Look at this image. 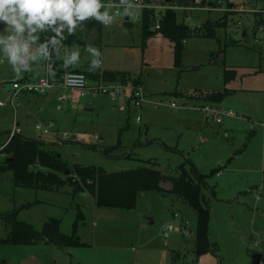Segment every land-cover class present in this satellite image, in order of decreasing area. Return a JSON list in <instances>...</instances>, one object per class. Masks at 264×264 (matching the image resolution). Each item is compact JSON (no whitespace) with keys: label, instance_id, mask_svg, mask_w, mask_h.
<instances>
[{"label":"rangeland","instance_id":"374dc122","mask_svg":"<svg viewBox=\"0 0 264 264\" xmlns=\"http://www.w3.org/2000/svg\"><path fill=\"white\" fill-rule=\"evenodd\" d=\"M151 3L158 5L155 8L158 11L173 7L177 21L187 23L192 35L204 32V23L209 21L219 43L192 36L185 42L181 64L175 65L172 42L157 32L142 36L136 8L130 13L131 26L126 27L123 9L110 26L103 27L100 44L62 46L65 50H61V58L78 48L80 61L74 67L89 71L92 56L87 48H98L102 64L89 71L90 82L96 84L105 78L104 72L113 69L138 75L143 82L142 105L119 110L118 106H110L108 95L99 93L82 100L87 106L72 107L67 114L51 106L47 118L54 119L60 130L70 136L79 134L81 138L73 141L61 138V144L50 136L42 139L53 143L50 146L70 163L93 164L109 172L154 166L163 168L165 174L175 175L180 163L186 162L185 167L190 168L192 160L201 173L220 167L222 175L207 177L206 185L202 186L203 200L210 208L209 250L196 254V212L182 197L169 191L168 184L161 191L139 192L133 208L93 207L89 196H73L67 185L59 191L16 186L8 170L0 173V237L7 235L10 228L8 213L36 198L44 200L22 209L17 219L37 229L44 221L56 217L61 220V232L70 234L78 212L75 203H84L88 208L79 209L84 215L77 228L81 241L86 243L84 247L0 243L3 264H252L258 254L264 255L263 243L253 245L264 238V31L258 29L264 16L260 22L257 20L259 23L256 21L263 14L264 0H152ZM211 53L215 55L214 64H209V59L213 61ZM224 64L235 74L226 84ZM15 77L12 66L6 59H0V101L4 102L0 106V162L9 156L2 149L7 131L15 122L14 110L24 96L19 94L14 109L8 90ZM103 83L109 82H98ZM224 85L231 91L219 106L221 111L232 110L235 115H224L220 125L212 124L214 132L206 127L203 133L209 138L206 145L211 149L210 153L200 155L194 149L202 147L198 141L200 130L194 121L204 113L183 108L193 105L183 95L175 94V90L195 89L194 95L198 97L200 90H219ZM120 102L119 98L117 103ZM172 102L180 107H173ZM137 115L139 121L135 120ZM20 123L27 127L28 135L37 134L29 116L25 115L22 121L21 114ZM117 142L121 145L109 156L101 151ZM174 213L179 214V219L186 216L188 226L185 224L182 231L173 232L170 237L173 242H169L160 226L174 219Z\"/></svg>","mask_w":264,"mask_h":264},{"label":"trees","instance_id":"16d2710c","mask_svg":"<svg viewBox=\"0 0 264 264\" xmlns=\"http://www.w3.org/2000/svg\"><path fill=\"white\" fill-rule=\"evenodd\" d=\"M144 1L150 2L152 0ZM160 14L157 19L156 11L153 8L142 9L140 15L141 34L146 36L149 33L157 32L168 38L172 42L174 63L180 65L185 48L184 39L190 37L193 31L183 22L177 21V14L173 7L165 8ZM156 21L159 23V28L154 27ZM123 23L126 27L131 26L128 20ZM81 26L88 30L96 29L100 33L102 23L95 19H89L82 22L78 28ZM213 30V25L210 27L209 21H206L204 32L199 33V35L216 38ZM46 37V33L41 34V40ZM67 37H70L72 43H75L74 34L67 33L63 43L72 44L70 39L67 42ZM211 57L214 61L215 55L213 53H211ZM52 62L56 70L54 78L59 77L66 69H72L65 67L64 62L58 61L56 58H52ZM223 71V82L226 84L235 74L225 64ZM103 76L106 79L121 82H126L131 78L130 73L125 71H107ZM131 80L136 83L139 82L138 79ZM230 91L224 85L222 89L202 94L201 98L206 102L217 104ZM50 145L54 144L47 143L39 137H27L21 133L13 134L2 149V152L9 154V156L0 162V173L10 170L13 183L16 186L59 191L67 185L72 194L86 191L92 195L97 207L133 208L136 206L139 192L163 190L164 172L154 166H139L109 172L103 167L93 164L70 163L62 157L60 151ZM120 145L121 143L117 142L114 145L106 146L101 151L109 156L110 152ZM185 164L186 162H183L178 165V172L175 175H167V180L170 182L168 190L182 197L196 212L195 251L197 255H200L210 248L208 237L210 208L203 200L202 186L206 185V178L217 173L219 168H213L208 173H201L197 171L193 163H190V168H186ZM31 204L28 202L21 207ZM21 207H16L8 213L10 228L7 235L0 237V243L31 245L46 242L62 248L86 245L77 234L78 222L83 219L84 215L81 210L78 209L76 218L72 223L71 233L65 234L60 230L61 220L59 218H49L43 222L40 229L35 228L31 223L17 219Z\"/></svg>","mask_w":264,"mask_h":264},{"label":"clouds","instance_id":"9594fccd","mask_svg":"<svg viewBox=\"0 0 264 264\" xmlns=\"http://www.w3.org/2000/svg\"><path fill=\"white\" fill-rule=\"evenodd\" d=\"M126 14L135 7L133 0H121ZM104 8L102 0H0V59H6L19 77L30 71L33 63L47 61L52 53H59L67 34H73L82 22L89 19L110 25L113 14ZM48 33L44 40L41 34ZM92 59L89 71L102 64V53L89 46ZM80 61L77 48L63 58L64 66H75ZM47 73L55 77L51 63ZM81 82L83 77H79Z\"/></svg>","mask_w":264,"mask_h":264},{"label":"built area","instance_id":"2783aa9c","mask_svg":"<svg viewBox=\"0 0 264 264\" xmlns=\"http://www.w3.org/2000/svg\"><path fill=\"white\" fill-rule=\"evenodd\" d=\"M146 2L144 0H133L136 8L138 11L135 16H140L141 11L144 8H153L156 11V15L159 17L160 12L155 8L158 7L157 4ZM104 4V9H108L111 14H113L114 19L118 12H121L124 9V5L121 3V0H102ZM262 13L264 14V7L262 8ZM264 19V18H263ZM112 21V22H113ZM112 24V23H111ZM110 24V25H111ZM103 26H110L104 25ZM155 28H159L158 21L155 22ZM260 31H264V21H262L258 27ZM52 58L50 60L45 61V73L43 76L39 77L34 81H27V80H19L14 79L11 82L9 87V100L10 103L15 106L19 94H30V95H42L50 91L51 89L59 90L58 99L64 100H71V101H78L81 98L88 97L92 94H105L108 95L110 101L112 102L113 106H118L119 110L129 109L130 106L140 107L142 105V101L144 98V94L142 92V86L139 83L133 81H126V82H109L103 84H92L87 76V74L82 70H75V69H66L62 72L59 77L53 78L50 77L47 73V65L49 63L53 65ZM83 77V81L79 79V77ZM119 98L122 102L117 103ZM0 105H4V102L0 101ZM173 107H180L176 106L174 102L171 103ZM187 108L189 106H182ZM192 109H199L201 110L205 117L215 122L219 123L222 121L224 115L226 116H234L235 112L232 110L221 111L216 105L211 104L209 102H205L204 104H198L190 106ZM136 121L140 120V116L137 115L135 117ZM35 129L39 132L40 136H50L53 137L57 143H62V139L70 138V134L66 131L60 130V128L53 122V121H43L41 119L36 120L34 124ZM21 129L17 123H14L11 129L9 130L8 138L10 139L13 134L20 133ZM80 136L81 135H77ZM199 140L202 142L204 141L203 137H200ZM256 199H259V196H256ZM172 220H169L160 226V231L165 238L171 237V234L175 231L179 230V214L174 213ZM177 222V223H176ZM264 243V238L259 240L258 242H254L253 245L257 246ZM264 263V256H260L258 262L256 264H263Z\"/></svg>","mask_w":264,"mask_h":264},{"label":"crops","instance_id":"0c3cea01","mask_svg":"<svg viewBox=\"0 0 264 264\" xmlns=\"http://www.w3.org/2000/svg\"><path fill=\"white\" fill-rule=\"evenodd\" d=\"M262 16H264V14H262L261 17H260V15L257 16L256 17V21L257 20L259 21V19H262L263 18ZM129 18H130V14H124V20L125 21L126 20L129 21ZM255 24H257V23H255ZM186 25L189 26L187 23H186ZM103 27L104 26L102 25L101 30H100V33H99V31H96V29H89L88 30L85 27L81 26L80 28H78L76 30L75 33H73L74 34L75 43H72V39H70V37H67V42H69L68 40L70 39L71 40L70 42L72 44L63 43V46H72V45H98L101 42V34H102ZM47 35H49V34L46 33V36ZM198 35L199 34L191 35L190 37H192V36H196V37H206L204 35H202V36L201 35L198 36ZM215 35H216V38H211V39H214V40L218 41V43H219V39L217 38L218 36H217V34H215ZM190 37L184 39V45H185V42ZM206 38H210V37H206ZM230 44H235V43H230ZM61 50H65V49L61 47L58 54L56 52H53L52 53V57L58 59L59 61L60 60L63 61V58H64V56L66 54H64L63 58H61V52H62ZM210 63L214 64L215 61H210V59H209V64ZM225 66H227V65H225ZM67 67L72 68V69H77V70L84 71L87 74V76H88V78L90 80L89 71L87 69L74 67L73 65H68ZM195 68H197V66H195ZM229 68H231V67H229ZM109 71H124V70L123 69H113V70H109ZM44 73H45V61H38V62H34L33 63V66H32V68H31L30 71L23 72L19 77H17V75H16V77L14 79L17 78L19 80L34 81V80L38 79L39 77L43 76ZM104 74H105V72H104ZM104 79H100L101 81H98V82H112V81L115 82V81H117V80H109L108 78L107 79L104 78ZM131 79H136V80L138 79V81H139L138 83L141 84V86H142L143 82H142L141 78L138 75H136V76L131 75V78L128 81H133ZM98 82H96V83H98ZM229 89L231 90V88H229ZM215 90L216 89H210L209 91H202V90H200V93L202 95V94H205L207 92H211V91H215ZM195 91H196L195 89L194 90H191V89L177 88L175 90V94L183 95L185 97V100L186 101L191 102V105H196L195 102H200V101L203 102V98H201V95H199L198 97L195 96L194 95V92ZM59 93H60L59 90L51 89L47 93L42 94V95H37V96L36 95H30V94H24L22 102L17 104L18 107L15 109V106H14V109H15L14 110L15 111V122L14 123H17L20 126V129H21L20 133L22 135L27 136V137H39V138H42V136H40L39 132L34 127V124H35L36 120H38V119H41L43 121H53L58 126L57 122L54 119H51L50 117L47 118V116L49 114V109H52L51 106H56V109H58L62 114L64 112L67 114V112L69 111V109H71L72 107H74V108H83L84 106H87L88 105V104H86L85 102L82 101L84 98H81L78 101H71V100H64V101H62V100L58 99ZM85 98H87V97H85ZM146 102L150 103L149 100H146ZM204 102H206V101H204ZM211 104H214L218 108H220L219 103H217V104L216 103H211ZM0 106H3V105H0ZM110 106L115 107V106H113L112 103H111ZM175 108H177V107H175ZM189 108H190V106H189ZM21 114H22V121L25 118V115L26 116H29L32 119V122H33L32 123V127L35 129V131L37 133L36 135H28L27 134V131H28L27 127L22 126L21 123H20V121H21ZM194 123H195L196 127H198L199 130H200L199 138L200 137H203L204 138V141H202V142L198 138L199 145L200 146L202 145V147L200 148V147L195 146L194 149H196L197 150L196 152H199L200 155H202V153L208 154V153H210V149H211L209 147V145H206L207 143H209V138L203 132H204V130H206V127L208 129H210L211 132L216 131V130H214L212 124L220 125L222 123V121L219 122V123H217L214 120L208 119V118L205 117V115H203V117L201 119L195 120ZM262 125L264 126L263 121H262ZM9 130L7 131L6 140L4 141V143H7L8 140H9V138H8ZM78 133L81 134L82 132H78ZM224 134L226 135V132L225 131H224ZM93 137H96V135H94ZM189 162L190 163H193L196 166L195 160H192V161H189ZM222 164L223 163L220 162L219 165L222 166ZM214 167H216V166H214ZM161 169H163V168H161ZM216 174L222 175V169L220 167H219V170L217 171ZM167 175L168 174H165L166 177L164 178V181L162 182V185L163 186H164V184H168L170 186V182L167 180ZM77 194H80V195H83V196H89L91 198V203H92L93 207L95 206V204H94V198L92 197L91 194H89L86 191H81V192H78V193L72 194V195L75 196ZM43 200L44 199L36 198L34 200V202H31L32 203L31 205H27V206L21 207L23 204H25V203H22L21 206L18 205L16 207H21L20 210H19V212H20L25 207L27 208V207H31L32 205L39 204V203L43 202ZM83 202H84V199H83ZM85 206L86 205H84V203H79V202L75 203V207L77 209H81L82 210V208L85 207ZM88 206L89 207L91 206V204H89V201H88ZM95 207H97V206H95ZM86 208H88V207L86 206ZM185 224L188 226V224H187V218H186V216H182L180 218V224H179L180 229L177 232L182 231L184 229ZM78 235L80 236L79 233H78ZM80 238H81V236H80ZM169 242H173V240L170 239V237H169ZM38 244H40V245L41 244L42 245H53V244L46 243V242H41V243H38ZM38 244H31V245H38ZM53 246H55V245H53ZM74 247H84V246H74ZM253 254H255V253H253ZM259 255L264 256L263 253L258 254L256 256V258H255V261H256V259L258 258ZM255 261L252 262V264H255ZM0 264H3V262H0Z\"/></svg>","mask_w":264,"mask_h":264},{"label":"water","instance_id":"95a60500","mask_svg":"<svg viewBox=\"0 0 264 264\" xmlns=\"http://www.w3.org/2000/svg\"><path fill=\"white\" fill-rule=\"evenodd\" d=\"M166 1H170V0H166ZM128 17V16H127ZM127 19V18H126ZM70 139L71 140H76V139H78V136H77V134H72L71 136H70ZM166 176H165V174H164V176H163V178H165Z\"/></svg>","mask_w":264,"mask_h":264}]
</instances>
